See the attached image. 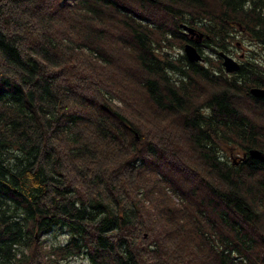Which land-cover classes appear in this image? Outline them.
<instances>
[{
	"label": "trees",
	"instance_id": "obj_1",
	"mask_svg": "<svg viewBox=\"0 0 264 264\" xmlns=\"http://www.w3.org/2000/svg\"><path fill=\"white\" fill-rule=\"evenodd\" d=\"M199 22V41L180 29ZM237 28L260 52L228 75L215 48ZM172 37L220 72L168 52ZM251 87L264 0H0V264H264Z\"/></svg>",
	"mask_w": 264,
	"mask_h": 264
},
{
	"label": "rangeland",
	"instance_id": "obj_2",
	"mask_svg": "<svg viewBox=\"0 0 264 264\" xmlns=\"http://www.w3.org/2000/svg\"><path fill=\"white\" fill-rule=\"evenodd\" d=\"M210 2H213V0H210ZM158 19H163L160 15L155 16ZM199 21V19H195V22ZM204 23V22H203ZM199 25L197 27H195L197 30L200 31V33H205L204 30H202L201 25L202 22L198 23ZM183 31V28H180ZM234 35V38L231 41V45H229V51H224L221 49H217L215 48L218 52L223 51L224 53L228 54L229 56H231L232 58H234L237 62H239V64L242 63V61H244L247 57H250V55L260 52V47L258 44L253 43L250 38L248 37L247 33H244L243 31H241L239 28H237L235 31L232 32ZM191 37H193V34H190ZM196 35V34H195ZM197 36V35H196ZM169 43L170 45H168V47H166V49L168 50V52L172 53V54H185L183 47L187 42H180L179 40L175 39L174 37L169 38ZM203 42H201L202 44ZM183 44L182 47H180ZM213 47V46H212ZM201 56H202V60L198 61L199 64L204 65L205 60L204 57H208L210 58V63L207 65L208 70H210V72H220L219 68H218V63H219V59H218V55L211 50V48H209L206 45H202V48L198 51ZM260 60V58H258ZM221 64H222V58H221ZM224 69V68H223ZM227 73V72H226ZM234 73V72H233ZM228 75H231L232 73H227ZM192 84L195 86V83H199L196 80L191 81ZM205 95V91L202 92V95L200 98L204 99L206 96ZM203 102V101H202ZM203 110V108H202ZM163 117V116H162ZM165 118V117H164ZM168 121V120H165ZM164 120H157L158 123L160 124H164L166 123ZM174 122V121H172ZM242 152L240 151L239 153H235L233 154L234 157L236 158V156H242L241 155ZM156 162L158 163L159 166H164V168H167L165 165L166 164H162L160 161L156 160ZM168 169V168H167ZM189 171H185V173H188ZM184 173V174H185ZM160 174V173H159ZM189 174V173H188ZM174 179H176L175 183H179L178 181H180V175L177 174L176 172H171L170 174ZM181 181L183 182V180L181 179ZM175 200H177V197L175 198ZM68 233L67 232H57V233H53L50 232L49 234L45 235V241H46V245L48 244H58V243H64L67 241L68 239ZM63 264H89L88 260L84 257H74L68 261H64L62 262Z\"/></svg>",
	"mask_w": 264,
	"mask_h": 264
},
{
	"label": "water",
	"instance_id": "obj_3",
	"mask_svg": "<svg viewBox=\"0 0 264 264\" xmlns=\"http://www.w3.org/2000/svg\"><path fill=\"white\" fill-rule=\"evenodd\" d=\"M180 27L183 28V32L187 35L196 34L199 38L202 37V33H197L194 30V28L187 26L186 24H180ZM183 50H184L185 56L190 62H196V61L202 60L201 54L198 52V50L193 44L186 43L183 47ZM218 54L222 58V66L225 72L233 73L239 70L240 64L234 58L224 53L223 51H220ZM249 91L255 96H264V88L251 87ZM249 154L252 157L257 158L258 160L264 162V153L261 152L260 150L250 149Z\"/></svg>",
	"mask_w": 264,
	"mask_h": 264
},
{
	"label": "flooded vegetation",
	"instance_id": "obj_4",
	"mask_svg": "<svg viewBox=\"0 0 264 264\" xmlns=\"http://www.w3.org/2000/svg\"><path fill=\"white\" fill-rule=\"evenodd\" d=\"M194 36L191 37L190 34L187 35V37L190 39V40H195V41H199L201 38H199L198 36H196L195 34H193ZM192 44V43H190ZM195 46V45H194ZM196 47V46H195Z\"/></svg>",
	"mask_w": 264,
	"mask_h": 264
},
{
	"label": "bare ground",
	"instance_id": "obj_5",
	"mask_svg": "<svg viewBox=\"0 0 264 264\" xmlns=\"http://www.w3.org/2000/svg\"><path fill=\"white\" fill-rule=\"evenodd\" d=\"M188 43V42H187Z\"/></svg>",
	"mask_w": 264,
	"mask_h": 264
}]
</instances>
